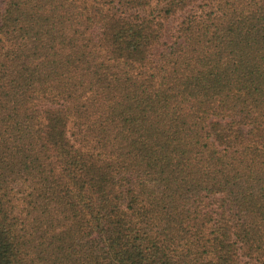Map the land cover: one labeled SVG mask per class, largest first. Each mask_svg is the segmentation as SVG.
<instances>
[{"label": "trees", "instance_id": "1", "mask_svg": "<svg viewBox=\"0 0 264 264\" xmlns=\"http://www.w3.org/2000/svg\"><path fill=\"white\" fill-rule=\"evenodd\" d=\"M0 264H264V0H0Z\"/></svg>", "mask_w": 264, "mask_h": 264}]
</instances>
